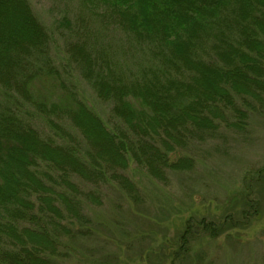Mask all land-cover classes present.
<instances>
[{"label":"trees","instance_id":"trees-1","mask_svg":"<svg viewBox=\"0 0 264 264\" xmlns=\"http://www.w3.org/2000/svg\"><path fill=\"white\" fill-rule=\"evenodd\" d=\"M81 2L87 17L71 27L67 60L113 103L123 124L113 131L66 86L30 0H0V264H59L71 255L64 238L92 232L80 197L98 198L76 177L96 188L115 181L141 201L125 175L130 158L160 181L191 171L194 157L171 153L214 140L223 125L244 131L253 102L264 104V0ZM111 30L141 46L134 67Z\"/></svg>","mask_w":264,"mask_h":264},{"label":"rangeland","instance_id":"rangeland-1","mask_svg":"<svg viewBox=\"0 0 264 264\" xmlns=\"http://www.w3.org/2000/svg\"><path fill=\"white\" fill-rule=\"evenodd\" d=\"M30 3L50 32L52 55L66 86L109 130L121 127L113 103L100 99L76 65L67 60L71 27L87 17L81 0ZM96 26L99 33L104 29ZM105 32L134 67L141 46L123 42L118 31ZM42 93L49 101L59 99L51 88H42ZM257 103L249 108L244 131L223 125L214 140L187 152L171 153V160L182 155L194 157L196 166L191 171L169 172V178L160 181L130 158L125 175L139 188L141 201L127 196L115 181L96 188L76 177L81 188L98 198L80 197L94 223L87 237L64 238L71 255L59 264H264V104ZM28 110L35 113L26 105L23 112ZM36 121L40 127L46 126L44 118ZM64 124L76 138L71 145L86 160L88 146L75 127ZM188 230L186 255L182 241Z\"/></svg>","mask_w":264,"mask_h":264}]
</instances>
